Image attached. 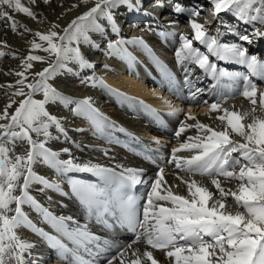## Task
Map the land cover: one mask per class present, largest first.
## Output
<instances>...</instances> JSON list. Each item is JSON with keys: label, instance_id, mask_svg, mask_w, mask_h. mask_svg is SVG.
<instances>
[{"label": "snow or ice", "instance_id": "snow-or-ice-1", "mask_svg": "<svg viewBox=\"0 0 264 264\" xmlns=\"http://www.w3.org/2000/svg\"><path fill=\"white\" fill-rule=\"evenodd\" d=\"M208 2L212 5L210 15L214 20L219 18L221 12H231L246 24L259 22L260 25H264V0H208ZM36 3L37 0H28L30 5ZM43 3L49 4L50 0H43ZM80 3L85 5L91 3L92 6L62 29L60 24L53 22L45 32H32L27 25L16 20L13 13H23L33 20L37 19L38 14L25 6L21 0H0V23L10 26L11 31L18 35H23L18 31L22 28L24 32L32 33L33 37L40 41L39 43L35 39L28 41L29 54L20 58V65L16 70L10 69L4 73L15 75L17 77L15 82L0 85V88L10 90L8 103L0 109V264H26L24 254L34 247L33 244L22 240L16 232L20 226L31 224L22 210L23 205L35 206L44 212L46 217L50 216V213L41 209L37 200L30 194L31 185L34 183L43 185L41 191L44 188L60 191L59 184L50 182L33 170V164L38 160L55 169L57 173L90 172L105 181L114 180L113 190L107 193L96 185L78 182L71 184L73 191L87 209L90 211L96 209L97 212L101 208L104 212H108L109 208L118 210L120 222L136 233L133 243L143 241L151 249L162 251L172 264H264V90L258 91L257 85L252 83L248 75L242 77L244 88L240 95L250 102L252 105L250 110L238 112L223 108L222 100L210 105V111L224 113L217 117L221 122L226 121L223 130H215L190 114H186V120H195V124H187L186 120L180 122V127L175 133L177 138L187 128H196L198 132L203 130L202 137L197 135L195 138H188L197 142L185 141L180 143L179 147L173 148L172 157L168 160L169 164H174L175 169L179 170L173 174L180 183L186 185L188 196L174 192L173 189L179 185L169 184L165 179V169L159 168L156 178L150 181V190L142 206V219L137 201L124 189L126 186L149 183L142 180L143 169L125 167L122 164L107 167L90 161L80 163L72 157L69 148L54 151L46 146L49 140L68 136L64 118L52 115L47 110L46 105L49 102H59L65 106L75 104V107L70 109L72 113L89 120L98 133H103L105 128L117 129L114 122L94 107L91 97L74 100L71 96L59 92L48 81L58 68L65 67L66 60L76 62L80 69H92L94 65L82 54L81 49L71 45L90 43L89 32L102 33L104 28L98 23L100 19H106L111 31L119 33L120 29L111 9L120 4H127L130 10H139L142 0H135V3L132 0H80ZM72 7L76 8L78 5L73 4ZM204 10L202 4L182 6L176 3L173 6V11L177 15H187V23L193 33L191 38L184 33L180 34V47L175 52L177 62L182 65L195 64L217 81L223 77L228 79L240 77L239 73L233 74L218 67L210 60V57H215L216 60L246 65L251 76H258L264 80V63L255 55H249L248 50L240 44L221 43L218 39L221 34L219 29L217 36L208 34L205 24L198 20ZM168 34L160 33L161 36ZM237 35L240 41L251 43L252 37H264V30L254 28L250 34ZM194 41L204 45L207 52L195 47ZM125 43L144 45L140 37H134L131 41L121 39L115 44L108 43L107 54L119 53L121 49L117 45ZM0 47H8L6 41H0ZM33 50H41L54 59L32 54ZM149 51L151 52V49ZM5 54L0 50V57ZM12 55L16 58L15 53ZM34 61L46 63L48 66L37 72H29L28 70L34 67ZM188 71L185 68V72ZM29 76L32 77L31 82ZM187 78L186 75V81ZM89 81L93 87L97 85L107 87L102 80L94 77L82 80L81 83ZM199 91L202 90L197 89V92ZM36 93H42L43 99H34ZM195 95L196 93H193L191 98L194 99ZM17 97L21 99H16ZM175 112L176 110H173L170 114L175 115ZM53 127L59 135H52L50 128ZM119 131L124 129L120 128ZM18 146L24 147V152L17 153L15 149ZM185 150L195 152L188 157L177 155ZM103 151L107 156V150ZM62 153L67 154L69 158L60 159ZM180 172L186 173L188 178L180 175ZM197 174L211 179L218 196L192 178ZM220 177H223V181ZM231 181L239 182L235 190L223 186L224 183ZM17 190L18 195L15 194ZM228 197L232 198L233 204L228 203ZM159 202H165L169 206ZM13 204L15 207H10ZM233 206L235 211L231 210ZM12 212L14 214L9 215ZM52 219L57 231H62L76 244L83 245L85 250L88 243L99 239L90 234L86 226L69 231L64 218ZM37 231L68 251L56 237L49 236L43 230ZM148 262L160 264L153 251L147 248L141 252L129 244L120 252V264ZM80 264L87 262L80 260ZM108 264H112V260H109Z\"/></svg>", "mask_w": 264, "mask_h": 264}, {"label": "bare ground", "instance_id": "bare-ground-1", "mask_svg": "<svg viewBox=\"0 0 264 264\" xmlns=\"http://www.w3.org/2000/svg\"><path fill=\"white\" fill-rule=\"evenodd\" d=\"M21 2L38 14L37 19L33 20L23 13H13V16L21 24L27 25L32 32H45L53 22L60 24L62 29L92 6L91 3L88 5L80 3V0H50L49 4H44L43 0H37L35 5L28 4V0H21ZM132 2L135 3V0ZM207 2L208 0H142L139 10H130L127 4H120L111 9L120 29L119 33H113L107 20L100 19L98 23L104 28L102 33L89 32L90 43L81 42L71 45L79 47L94 67L80 69L76 62L66 60L65 67L58 68L55 75L48 81L59 92L71 96L74 100L91 97L94 107L114 122L117 129L105 128L103 133H98L89 120L72 113L70 109L74 108L75 104L65 106L59 102H49L46 105L47 110L52 115L64 118L68 136L49 140L46 146L54 151L67 147L76 162L80 163L90 161L107 167L122 164L125 167L143 169L142 180L149 183L135 185L138 194L142 197L141 212L147 192L150 190V181L156 178L159 168L165 169V179L169 184L179 185L178 188L173 189L174 192L188 196L186 185L180 183L173 174L179 170L175 169L174 164H169L168 160L172 157V149L179 147L180 143L185 141L195 143L197 142L195 139L188 140V138L203 136V130L198 132L196 128H187L179 138L175 135L180 122L186 120V114H190L192 108L197 110L201 107L200 116L197 118L201 123L215 130H223L226 121L221 122L217 117L224 113L210 111L212 103L222 100L223 108L238 112L250 110L252 105L240 95L244 88L242 79L244 75H248L252 83L257 85L258 91L264 90V80L258 76H251L246 65L237 64L234 61H222L210 57V60L218 67L233 74H241L236 79L223 77L219 81L214 80L195 64L182 65L177 62L175 52L180 47V34L184 33L189 38L193 35L187 23V15H177L173 11V6L180 3L182 6L204 5L205 10L198 20L205 24L208 34L217 36V29H219L221 34L218 39L221 43L240 44L248 50L249 55H255L264 63V37L259 42L257 37H252V42L247 43L240 41L237 35V33L250 34L254 28L264 30V25H260L259 22L246 24L238 20L231 12H221L219 18L214 20L210 15L212 5H208L209 2ZM73 4H77L78 7L73 8ZM18 31L23 35L13 33L10 26L0 23V41H6L8 45V47H0V50L6 53L5 56L0 57V85L14 83L17 79L15 75L4 73L10 69L16 70L20 65V58L29 54L28 41L35 39L36 42H40L38 38L33 37L32 33L24 32L22 28ZM161 32L169 34L161 36ZM134 37L142 38L147 47L136 43H125L117 45L121 49L119 53L107 54L109 42L115 44L121 39L131 41ZM193 43L201 51L207 52L204 45L195 41ZM259 43H262V48ZM251 45H253L252 48H250ZM12 53H15L16 58H13ZM32 54L48 57V54L41 50H33ZM48 58L54 59V57ZM33 65L29 72H37L48 66L46 63L35 61ZM105 65L108 67L106 68ZM185 68L189 70L188 73L185 72ZM89 77L102 80L107 87L99 85L93 87L91 81L81 83ZM28 79L31 82L32 77L29 76ZM144 82L150 84V87H154L156 91L146 88ZM197 89L202 91L197 92ZM193 93H196L194 99L191 98ZM9 98L10 90L0 88V109L8 103ZM33 98L43 99V94L36 93ZM181 108L185 109L183 113ZM173 110H178L179 113L175 112V115H171ZM186 123L192 125L196 121L186 120ZM120 128L124 131H119ZM76 129H82V131H76ZM50 132L53 136L59 135L54 127L50 128ZM33 136L35 138V134ZM236 139L240 138L236 137ZM103 150H107V156ZM15 151L22 153L24 147L18 146ZM194 152L195 150H185L177 155L188 157ZM68 158L69 156L63 153L60 156V159ZM33 170L50 182L59 184L60 191L47 188L41 191L40 189L44 186L35 183L29 189L41 209L50 213V216L46 217L44 212L35 206L27 204L22 206L31 224L20 226L16 232L22 240L34 245L24 254L26 264H80V260L86 261L87 264H108L109 260H112V264H120V252L129 244L141 252L146 248L153 251L160 264H172L162 251L151 249L143 241L133 243L136 236L132 237L122 230L104 224L100 219L95 218L92 210L90 211L81 203L80 197L73 191L71 182L98 187L95 180L88 176V172L57 173L55 169L39 160L33 164ZM179 174L188 178L186 173ZM192 178L218 196L208 176L197 174ZM220 179L223 181V177ZM238 183V181H231L224 183L223 186L235 190ZM15 194L18 195L19 191L17 190ZM159 203L165 204V202ZM228 203L233 204L231 197H228ZM165 206L169 205L165 204ZM10 207L14 208L15 205ZM231 210L235 211V207L233 206ZM13 214L14 212L9 213V215ZM53 217L64 218L69 231L86 226L87 231L99 239L88 243L85 250L83 245L76 244L57 231L53 226ZM37 230H43L49 236L56 237L67 248H73V253L65 251L64 258L60 259L56 250L59 245L40 235ZM127 259L126 256L125 260Z\"/></svg>", "mask_w": 264, "mask_h": 264}, {"label": "rangeland", "instance_id": "rangeland-1", "mask_svg": "<svg viewBox=\"0 0 264 264\" xmlns=\"http://www.w3.org/2000/svg\"><path fill=\"white\" fill-rule=\"evenodd\" d=\"M208 3V2H207ZM206 3V4H207ZM208 5H210V3H208ZM205 9V8H204ZM247 26V25H246ZM263 39V37H260V38H258V42H259V40H262ZM259 45H261V48H262V43H259ZM253 47V45H251L250 46V48H252ZM255 47V46H254ZM255 54H257V53H255ZM128 75H130V74H128ZM145 84V86H146V88H148V89H150V90H153V91H156V89H154V87L152 88V87H150V84H148L147 82H144ZM149 85V86H148ZM161 92V91H160ZM216 92H219V90H216ZM200 108L201 107H199V109H197V110H193V108L191 109V111H190V115H192V116H194V117H196V118H198L199 116H200V113H199V110H200ZM159 110H161V109H159ZM162 111V110H161ZM185 111V109H183V108H181V113H183ZM177 113H179V111L177 110L176 111ZM203 114H205V112L203 113Z\"/></svg>", "mask_w": 264, "mask_h": 264}]
</instances>
